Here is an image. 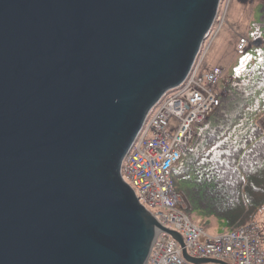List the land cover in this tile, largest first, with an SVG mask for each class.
Returning <instances> with one entry per match:
<instances>
[{"label": "water", "instance_id": "obj_1", "mask_svg": "<svg viewBox=\"0 0 264 264\" xmlns=\"http://www.w3.org/2000/svg\"><path fill=\"white\" fill-rule=\"evenodd\" d=\"M219 0H0V264H143L161 226L120 174Z\"/></svg>", "mask_w": 264, "mask_h": 264}, {"label": "built area", "instance_id": "obj_2", "mask_svg": "<svg viewBox=\"0 0 264 264\" xmlns=\"http://www.w3.org/2000/svg\"><path fill=\"white\" fill-rule=\"evenodd\" d=\"M237 40V50L248 53L249 39ZM198 54L184 79L170 88L174 90H166L149 109L124 155L120 174L161 226L181 234L191 256L218 258L231 264H264V245L257 223L249 219L210 234L187 214L189 200L174 185L173 168L183 153L195 146L199 138L197 126L214 113L222 98L219 84L224 68L214 65L203 70ZM231 81L235 79H229L227 85ZM155 229L143 264H193L183 257L176 238L164 229Z\"/></svg>", "mask_w": 264, "mask_h": 264}, {"label": "trees", "instance_id": "obj_3", "mask_svg": "<svg viewBox=\"0 0 264 264\" xmlns=\"http://www.w3.org/2000/svg\"><path fill=\"white\" fill-rule=\"evenodd\" d=\"M247 37L263 41L240 55L237 79L227 85L211 126L172 170L175 187L189 200L187 211L204 230L213 219L225 229L249 220L246 196L264 201V134L254 121L264 112V5Z\"/></svg>", "mask_w": 264, "mask_h": 264}, {"label": "rangeland", "instance_id": "obj_4", "mask_svg": "<svg viewBox=\"0 0 264 264\" xmlns=\"http://www.w3.org/2000/svg\"><path fill=\"white\" fill-rule=\"evenodd\" d=\"M261 5H264V0H219L217 12L211 24V28L201 42L200 52L197 56V59L200 61V67L202 66L203 70L211 69L214 65H221L224 68L223 77L219 84V87L222 89V97L227 91V87L225 88V86L229 79H237V68L241 60L240 55L246 54L237 50V39L240 37L247 38V40L249 39L247 42V45L249 43L247 47L249 50H251V47L255 44V46H257L263 41L260 37L253 38V40L247 37L254 33L255 23L260 18ZM230 83H232V81ZM172 90H174V88L170 89V91ZM150 113L151 112H149V114ZM212 115L209 117L210 119L208 118L209 120L206 119L202 124L197 126L199 136L211 126ZM254 121L256 125L262 129L261 131H263L264 134V112L258 114L256 118H254ZM194 152H192V154H194ZM246 201L247 206L245 208L247 209L250 219L259 225L261 229V239L264 245V201L261 202L248 196H246ZM189 213L190 212L187 211V214L191 217ZM192 220L194 219L192 218ZM213 220L214 223L212 227L207 229L206 232L216 234L225 230L223 221L221 222V220L218 219ZM196 223L199 224L198 222ZM201 264L221 263L203 262Z\"/></svg>", "mask_w": 264, "mask_h": 264}, {"label": "crops", "instance_id": "obj_5", "mask_svg": "<svg viewBox=\"0 0 264 264\" xmlns=\"http://www.w3.org/2000/svg\"><path fill=\"white\" fill-rule=\"evenodd\" d=\"M206 231V230H205Z\"/></svg>", "mask_w": 264, "mask_h": 264}]
</instances>
